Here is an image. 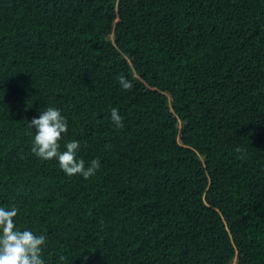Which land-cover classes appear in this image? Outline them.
I'll return each mask as SVG.
<instances>
[{
    "label": "trees",
    "instance_id": "obj_1",
    "mask_svg": "<svg viewBox=\"0 0 264 264\" xmlns=\"http://www.w3.org/2000/svg\"><path fill=\"white\" fill-rule=\"evenodd\" d=\"M47 107L91 178L32 153ZM13 206L44 264H264V0H0Z\"/></svg>",
    "mask_w": 264,
    "mask_h": 264
},
{
    "label": "clouds",
    "instance_id": "obj_2",
    "mask_svg": "<svg viewBox=\"0 0 264 264\" xmlns=\"http://www.w3.org/2000/svg\"><path fill=\"white\" fill-rule=\"evenodd\" d=\"M118 79L123 90L132 89L133 84L123 74ZM111 120L117 130L124 127L118 109H112ZM29 127L36 130L31 149L36 157L45 161L58 160L60 169L69 177L82 176L87 180L99 170V159H93L86 167V162L77 158L78 141L67 142L66 151L60 150V142L68 132V121L58 109L47 107L38 118H32ZM236 151L241 150L237 148ZM18 212L15 206L10 209L0 207V264H44L42 254L46 237L18 228L15 222ZM59 259L60 264H64L66 257ZM84 259L88 257L84 256Z\"/></svg>",
    "mask_w": 264,
    "mask_h": 264
}]
</instances>
